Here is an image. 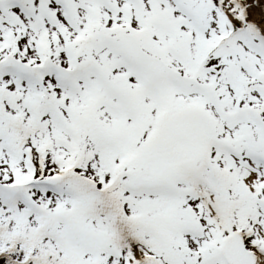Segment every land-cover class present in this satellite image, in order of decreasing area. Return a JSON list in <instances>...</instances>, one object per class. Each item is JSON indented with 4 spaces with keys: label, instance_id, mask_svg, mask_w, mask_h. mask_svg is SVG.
I'll return each mask as SVG.
<instances>
[{
    "label": "snow or ice",
    "instance_id": "obj_1",
    "mask_svg": "<svg viewBox=\"0 0 264 264\" xmlns=\"http://www.w3.org/2000/svg\"><path fill=\"white\" fill-rule=\"evenodd\" d=\"M0 264H264V0H0Z\"/></svg>",
    "mask_w": 264,
    "mask_h": 264
}]
</instances>
